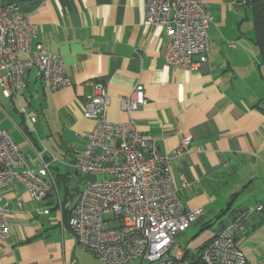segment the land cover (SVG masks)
I'll list each match as a JSON object with an SVG mask.
<instances>
[{
    "label": "crops",
    "instance_id": "obj_1",
    "mask_svg": "<svg viewBox=\"0 0 264 264\" xmlns=\"http://www.w3.org/2000/svg\"><path fill=\"white\" fill-rule=\"evenodd\" d=\"M248 1L203 0L214 20L211 52L199 71L166 65L167 28L147 23L144 0L18 1L39 27L35 43L63 57L71 84L50 91L33 70L24 94L8 98L0 87V126L34 167L40 162L33 146L46 148L47 160L56 158L45 201H36L19 182L2 192L11 236L0 240V264H100L79 247L68 222L69 204L97 179L77 173L72 163L95 127L84 116L85 104L101 88L110 97L107 119L124 123L132 117L161 153L170 155L191 138L190 151L172 168L186 209H202L194 225L203 239L194 247L180 245L197 251L237 211L264 205V58ZM138 84L148 104L128 115L120 99ZM245 227L236 243L249 264H260L264 208L252 212Z\"/></svg>",
    "mask_w": 264,
    "mask_h": 264
},
{
    "label": "built area",
    "instance_id": "obj_2",
    "mask_svg": "<svg viewBox=\"0 0 264 264\" xmlns=\"http://www.w3.org/2000/svg\"><path fill=\"white\" fill-rule=\"evenodd\" d=\"M144 9L147 23L167 28L166 65L199 71L207 64L214 18L203 0H144ZM38 35L39 27L21 13L18 4L0 0V87L8 98L26 92L33 70L50 91L71 84L63 57L35 43ZM120 102L128 115L143 109L148 104L144 86L136 85ZM109 105L106 88L87 100L84 116L94 121L95 127L87 136L86 150L72 163L77 173L97 177L69 204L68 225L79 247L100 264H249L236 237L244 233L249 215L262 211L264 205L239 215L201 249L183 247L176 239L197 221L202 209H186L172 167L177 157L190 151L191 138L183 139L172 154L161 153L154 141L142 135L132 117L124 123L109 121ZM33 149L39 167L31 164L0 126L2 241L11 236L2 192L19 182L36 201L43 202L53 190V180L48 177L56 158L51 155L47 160L46 148Z\"/></svg>",
    "mask_w": 264,
    "mask_h": 264
},
{
    "label": "trees",
    "instance_id": "obj_3",
    "mask_svg": "<svg viewBox=\"0 0 264 264\" xmlns=\"http://www.w3.org/2000/svg\"><path fill=\"white\" fill-rule=\"evenodd\" d=\"M18 1H25V0H10V2H13L19 5ZM248 4L251 7V10L253 13L256 43L259 46L261 53L263 55V58H264V1L263 0H252V1H248ZM236 213L239 216L243 214L244 212L237 211ZM236 219L237 217L234 218V220Z\"/></svg>",
    "mask_w": 264,
    "mask_h": 264
},
{
    "label": "rangeland",
    "instance_id": "obj_4",
    "mask_svg": "<svg viewBox=\"0 0 264 264\" xmlns=\"http://www.w3.org/2000/svg\"><path fill=\"white\" fill-rule=\"evenodd\" d=\"M109 217V216H108ZM199 229L192 224L187 230H186V237L184 239L181 238V236L177 237V241L181 242V244L185 245H189L191 247H194L200 240L203 239V237H198L199 235ZM197 238V239H196ZM196 239V240H195ZM243 245V244H242ZM260 264H264V259H262L261 261H259ZM130 264H134V263H130ZM252 264H257V262L253 261ZM259 264V263H258Z\"/></svg>",
    "mask_w": 264,
    "mask_h": 264
}]
</instances>
